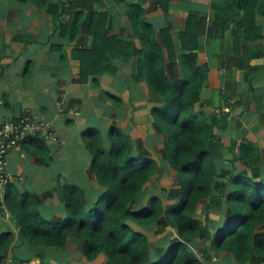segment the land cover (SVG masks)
Here are the masks:
<instances>
[{"label":"crops","instance_id":"crops-1","mask_svg":"<svg viewBox=\"0 0 264 264\" xmlns=\"http://www.w3.org/2000/svg\"><path fill=\"white\" fill-rule=\"evenodd\" d=\"M69 1L76 0H47L63 6L55 16L29 2L0 0V122L21 115L36 116L52 126L59 140L58 146L46 142L39 146L36 138L27 139L9 151L7 171L14 178L9 191L14 196L35 197L37 202L32 203V208L44 222L67 219L60 194L65 186L75 187L84 210L89 211L103 188L91 174L92 158L82 134L96 130L103 148L109 149V132L115 128L130 139L134 155L141 147L160 169L145 185L142 205L150 197L159 198L164 207L176 205V199L167 197L178 186L173 172L162 162L165 137L158 133L151 117V110L161 107V102L153 97L136 71L134 59L113 60L112 71L80 83L76 52L90 48L92 34L81 28L73 39L66 33L63 37L59 35L60 23L72 24ZM136 1L102 0L101 4L91 2V6L99 13L111 15L112 34L131 38L134 32L126 15V4ZM253 1L240 8L235 0H170L167 15L155 5V0H144L142 5L145 18L156 31L169 28L178 55L183 53L178 35L186 18L206 20L197 63L207 68V75L198 110L223 118L216 132L224 148L219 164L229 171L226 179L245 169L238 161L232 163L235 145L247 141L264 152V0ZM245 15L248 20L252 17L251 24L249 20L245 25L247 41L240 36L244 28H238ZM134 43L140 49L137 39ZM218 181L224 182L225 178ZM224 217V210L209 200L196 206V219L209 225L213 232ZM130 226L147 238L154 260L177 238L171 226L150 229L131 223ZM260 231L264 232V228ZM7 232L13 234V243L6 257L36 259L42 264L107 262L104 254L88 261L81 251L82 241L75 237L68 239L62 251L30 246L21 238L17 220L8 208L0 210V235ZM196 251L199 254L200 250ZM215 256L219 264H235L230 254Z\"/></svg>","mask_w":264,"mask_h":264},{"label":"trees","instance_id":"trees-1","mask_svg":"<svg viewBox=\"0 0 264 264\" xmlns=\"http://www.w3.org/2000/svg\"><path fill=\"white\" fill-rule=\"evenodd\" d=\"M17 1L29 2L55 16L63 7L47 0ZM235 1L240 8L254 2ZM91 2L101 4L102 0L67 3L73 20L72 24L60 23L59 35L63 37L66 33L73 39L81 28L92 34L90 48L76 52L80 83L112 71L113 60H136V71L162 104L151 110V117L158 133L165 137L162 162L177 181L178 187L171 189L167 197L177 203L164 207L159 198L150 197L142 205L145 185L160 170L157 163L141 147L134 155L130 139L117 129L109 132V149L103 148L99 133L89 129L82 138L91 154V174L103 188L95 206L85 211L75 187L65 186L60 194L67 219L44 222L32 208L37 199L26 194L14 196L8 186L5 206L14 214L21 238L32 247L62 251L68 239L75 237L82 241L81 251L88 261L104 254L106 264H199L197 257L209 258L211 252L230 254L235 264H264V232L260 231L264 228V152L247 141L235 145L232 163L238 161L245 169L226 179L229 171L219 164L224 148L216 132L223 118L198 110L207 75V68L197 63L206 20L186 18L178 35L183 53L178 55L169 28L156 31L145 18L144 0L126 4V15L134 32L131 38L112 34L111 15L99 13ZM155 5L167 15L170 0H155ZM247 20L245 15L238 22V28H244L240 34L244 41L249 40L245 25L249 20L251 24L252 17ZM232 21L236 24V19ZM134 39L139 41L140 49L135 47ZM36 140V145L44 143ZM221 178L225 181H218ZM207 200L219 205L225 214L223 223L214 232L196 219V206ZM130 223L147 229L171 226L177 238L154 260L147 238L133 230ZM12 243V233L0 235V260L6 257Z\"/></svg>","mask_w":264,"mask_h":264},{"label":"built area","instance_id":"built-area-1","mask_svg":"<svg viewBox=\"0 0 264 264\" xmlns=\"http://www.w3.org/2000/svg\"><path fill=\"white\" fill-rule=\"evenodd\" d=\"M29 138H38L43 142L59 145L52 126L41 122L36 116L21 115L15 119L0 122V210L6 209L7 188L13 182L12 175L7 171L8 153L20 143ZM199 264H219L218 258L211 255L209 258L199 255ZM0 264H42L36 259L27 262H16L12 257H5Z\"/></svg>","mask_w":264,"mask_h":264}]
</instances>
